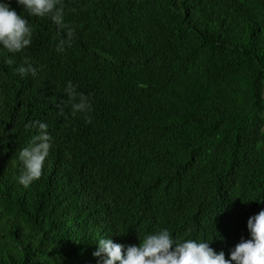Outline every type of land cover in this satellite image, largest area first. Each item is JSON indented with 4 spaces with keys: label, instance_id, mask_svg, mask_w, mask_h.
<instances>
[{
    "label": "trees",
    "instance_id": "16d2710c",
    "mask_svg": "<svg viewBox=\"0 0 264 264\" xmlns=\"http://www.w3.org/2000/svg\"><path fill=\"white\" fill-rule=\"evenodd\" d=\"M62 3L76 29L66 51L50 18L26 16L32 44L0 52V264H97L96 234L109 227L126 246L168 228L228 255L236 211L264 209V0ZM26 58L38 69L32 86L15 70ZM68 81L89 96L91 122L63 103ZM36 120L53 147L25 187L14 155ZM185 211L198 217L182 223Z\"/></svg>",
    "mask_w": 264,
    "mask_h": 264
},
{
    "label": "clouds",
    "instance_id": "9594fccd",
    "mask_svg": "<svg viewBox=\"0 0 264 264\" xmlns=\"http://www.w3.org/2000/svg\"><path fill=\"white\" fill-rule=\"evenodd\" d=\"M16 2L23 7L27 15L18 14L8 0H0V52L15 54L32 44L33 26L26 16H47L62 31L63 38L58 40L57 52H64L67 47L72 45L76 29L65 19V7L62 0H16ZM4 63L14 64L13 56L5 57ZM15 70L21 75H25L30 81L27 83L28 86H32L34 78L26 75L31 73L35 76L38 71L37 67L33 66L26 58L25 63L19 65ZM77 87L72 81L67 82L64 91L68 99L63 103L71 104L73 115L83 113L91 122V100L88 95L78 92ZM23 98L25 100L24 95ZM7 105V99L0 94V123L6 119L4 107L6 109ZM58 107L61 108V111L63 110V104ZM155 121L167 127L162 123V119L157 118ZM26 127H35L36 134L31 137L30 141L18 145L14 156L18 155L22 164L18 182L28 187L42 176L44 162L53 147V137L48 131L49 127L46 122L36 120L29 122ZM18 129V126L11 123L8 139L13 138ZM94 153L97 156V152ZM195 158L196 156L191 154L188 161ZM97 209L95 207L84 209L82 218L86 232L92 233L89 213H93ZM197 217L185 211L181 222H192ZM235 218L239 235L234 243L227 248L229 249L228 255L225 249L217 247L211 241L194 238L180 239L174 236L168 228H159L146 233L142 238L138 237L140 241L138 245L126 246L114 242L112 236L114 234L110 232V227L101 229L96 234L100 239L94 245L93 255L98 258L97 264H264L263 207L261 204L243 206L236 211ZM190 231L191 229H189Z\"/></svg>",
    "mask_w": 264,
    "mask_h": 264
},
{
    "label": "bare ground",
    "instance_id": "6f19581e",
    "mask_svg": "<svg viewBox=\"0 0 264 264\" xmlns=\"http://www.w3.org/2000/svg\"><path fill=\"white\" fill-rule=\"evenodd\" d=\"M52 178V177H51Z\"/></svg>",
    "mask_w": 264,
    "mask_h": 264
}]
</instances>
